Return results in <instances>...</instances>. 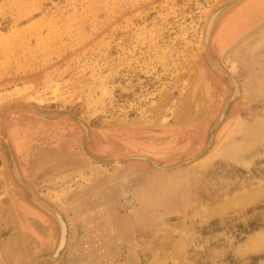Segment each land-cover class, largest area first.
Here are the masks:
<instances>
[{
  "label": "rangeland",
  "instance_id": "rangeland-1",
  "mask_svg": "<svg viewBox=\"0 0 264 264\" xmlns=\"http://www.w3.org/2000/svg\"><path fill=\"white\" fill-rule=\"evenodd\" d=\"M223 1L0 0V264L58 239L11 155L66 221L43 264H264V24L240 21L254 0L211 34L239 94L207 147L233 94L202 47Z\"/></svg>",
  "mask_w": 264,
  "mask_h": 264
},
{
  "label": "flooded vegetation",
  "instance_id": "flooded-vegetation-1",
  "mask_svg": "<svg viewBox=\"0 0 264 264\" xmlns=\"http://www.w3.org/2000/svg\"><path fill=\"white\" fill-rule=\"evenodd\" d=\"M243 9H241L240 13H242L244 11ZM207 62H208V60H207ZM210 62L213 65L214 68L216 66L217 67H220V69L223 71V75H221V76H223L227 80H229V78H232V80H234V82H235V84H236V86L238 88V93L235 96V99H236L238 97V94H239V86L237 85L235 79L230 75V73L226 69H224L220 65L219 62L213 60L212 58H210ZM231 85H232V82H231ZM232 90H233V94H234L233 85H232ZM233 94H232V96H233ZM227 109H228V107H227ZM227 109L225 111V116H226V113H227ZM223 111H224V109H223ZM141 158H144V157H141ZM9 160L11 162L12 174L14 176V179H15L17 185L20 188H22L27 193V195H28V198H29L28 201H29V204H30L29 206H31L37 212H40V214H43V216L49 217L56 224V226H57L58 239H57L55 251L51 255H49V256L41 257V258L37 259L33 264H43L44 262H47V261L52 262V261H54V260H56L58 258L60 252L63 250V249L62 250H58L59 244H60L61 235H62L61 225L63 226L64 237H65L64 238L65 239V242H64V245L63 246H65V244H66L67 234H68V228H67V225H66V221L63 218V216L54 207H52L50 204H48L47 202H45L44 200H42L34 192L33 188L30 186V184L26 183V181L24 180L23 174L21 173V168L19 167L18 162L15 160V156L14 155H11L9 157ZM150 161L158 165V163L156 161L151 160V159H150Z\"/></svg>",
  "mask_w": 264,
  "mask_h": 264
},
{
  "label": "water",
  "instance_id": "water-1",
  "mask_svg": "<svg viewBox=\"0 0 264 264\" xmlns=\"http://www.w3.org/2000/svg\"><path fill=\"white\" fill-rule=\"evenodd\" d=\"M230 1H232V0H224V1L221 3V5H220V7H219L218 9L213 10V11L210 13V15H209V17H208V21H207L206 29H205V36H204L203 43H202L203 51H204L205 56H206V58H207V60H208V64L210 65V67L212 68V70H214V72H216V73L219 74V75H223V71L220 69V67H217V66H216L215 68L213 67V65H212L211 62H210V56H209V44H210V39H211L212 31H213V29H214V27H215L216 22L218 21V19H219L224 13H226L229 9H231V8H232L233 6H235L236 4H239V3L245 2L246 0H238L237 2H233L231 5H229V7H226V4H227L228 2H230ZM220 8H221V9L224 8V9L219 13V15H218L216 21H215L212 25H209L210 18H211V16H212V14L215 13V12H217ZM221 9H220V10H221ZM218 12H219V11H218ZM229 81H230V82H234V80H232V78H229ZM234 83H235V82H234ZM234 99H235V95L233 94V96H232V97L230 98V100L227 102V104H226V106H225V108H224V111H223L222 114L220 115V117H219L218 121L216 122L215 126H214V127L212 128V130L210 131V133H209V135H208V140H207V147H209L210 144L212 143V140H213V138H214V135H215V133H216V130H217V128L219 127V125H220V123L222 122V120L224 119V117H225V111H226L227 107L230 105V103H231ZM139 159H141V160H145L144 158H139ZM151 164H152L155 168H159V167L157 166V164H155V163H153V162H151ZM184 164H185V163H184ZM182 165H183V164H179L177 167H180V166H182ZM161 171H166V170L161 169ZM63 247H64V246H62V248H61L60 250H62Z\"/></svg>",
  "mask_w": 264,
  "mask_h": 264
},
{
  "label": "crops",
  "instance_id": "crops-1",
  "mask_svg": "<svg viewBox=\"0 0 264 264\" xmlns=\"http://www.w3.org/2000/svg\"><path fill=\"white\" fill-rule=\"evenodd\" d=\"M254 2L255 3H257L256 5V8L253 10V16H251V18L249 19V18H247V19H245V20H240L241 22H246L247 20H249L250 22H253L254 20H256L257 18H259L260 16V18H262V19H260V21H259V23L258 24H256V26H262L263 24H264V21H263V19H264V0H254ZM247 5V4H246ZM251 5V4H250ZM249 6V5H248ZM247 6V7H248ZM250 7V6H249ZM239 16H240V14H239ZM235 17H237V16H235ZM262 20V21H261ZM235 21V20H234Z\"/></svg>",
  "mask_w": 264,
  "mask_h": 264
},
{
  "label": "bare ground",
  "instance_id": "bare-ground-1",
  "mask_svg": "<svg viewBox=\"0 0 264 264\" xmlns=\"http://www.w3.org/2000/svg\"><path fill=\"white\" fill-rule=\"evenodd\" d=\"M238 0H232V1H230V2H228L227 4H226V7H229V5H231L233 2H237ZM221 9V8H220ZM218 10L217 12H215V13H213L212 14V16H211V18H210V22H209V25H212L215 21H216V19H217V17H218V15H219V13L224 9V8H222L221 10ZM254 14V13H253ZM251 14H249V16H250ZM251 18V17H250ZM225 38V37H224ZM232 85H233V88H234V95L236 94V92L238 93V88H237V86H236V84L234 83V82H232ZM236 96V95H235ZM221 145V144H220ZM61 228H62V235H61V239H60V244H59V248H58V250H60L61 248H62V246L64 245V242H65V237H64V230H63V226L61 225Z\"/></svg>",
  "mask_w": 264,
  "mask_h": 264
}]
</instances>
